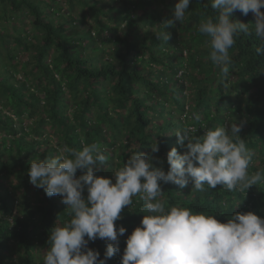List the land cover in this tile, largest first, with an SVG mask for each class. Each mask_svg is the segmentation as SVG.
Masks as SVG:
<instances>
[{"label":"trees","instance_id":"1","mask_svg":"<svg viewBox=\"0 0 264 264\" xmlns=\"http://www.w3.org/2000/svg\"><path fill=\"white\" fill-rule=\"evenodd\" d=\"M178 2L0 0V128L8 134L0 141V264H43L51 230L69 218L62 198H49L28 175L32 160L54 157L65 146L100 145L108 163L95 174L113 180L114 170L136 152L167 172V153L187 150L177 143V130L183 134L192 126L191 135L202 137L206 128L243 122L239 135L254 153L249 171L264 170V54L256 53L264 44L254 32L237 38L229 50L226 88L209 60L208 37L197 30L202 18L218 10L212 0H191L185 20L166 26ZM231 19L255 23L251 12L237 10ZM163 32L167 41L158 37ZM49 124L56 139L46 134ZM153 143L159 144L156 153ZM84 171L78 169L77 177ZM161 187L168 205L216 215L220 222L237 212L264 219V184L243 193L223 185L194 191L191 181L183 189ZM133 200L115 222L127 231L107 264H121L127 237L147 214ZM106 246L101 239L88 244L100 259Z\"/></svg>","mask_w":264,"mask_h":264},{"label":"clouds","instance_id":"2","mask_svg":"<svg viewBox=\"0 0 264 264\" xmlns=\"http://www.w3.org/2000/svg\"><path fill=\"white\" fill-rule=\"evenodd\" d=\"M190 3L179 0L166 26L183 22ZM211 6L217 14L202 18L197 30L208 37L209 60L219 68L227 88L229 50L237 38L254 32L264 44V0H212ZM237 10L244 16L251 12L255 23L233 22ZM158 37L169 38L165 32ZM256 53L264 54V47H257ZM242 127L243 122H237L229 129L206 128L202 137L191 135L192 126L185 127L183 134L177 130V143L187 150L181 154L173 147L167 153V172L155 167L150 155L136 152L114 170V183L95 174L108 163L97 143L85 144L81 150L65 146L54 157L32 160L30 182L49 198L60 196L69 217L51 230L43 264H107L120 252L119 237L127 231L123 226L117 230L115 222L126 206L133 205V198L142 204L140 212L147 214L127 237L121 264H264V219L255 213L237 212L220 222L216 215L193 212L179 203L168 205L162 198L161 183L183 189L191 181L194 191L223 185L241 193L264 184V170L249 171L254 153L239 135ZM151 151L158 152L159 144L153 143ZM78 169L86 171L77 177ZM96 239L106 242L103 259L98 250L88 247Z\"/></svg>","mask_w":264,"mask_h":264},{"label":"rangeland","instance_id":"3","mask_svg":"<svg viewBox=\"0 0 264 264\" xmlns=\"http://www.w3.org/2000/svg\"><path fill=\"white\" fill-rule=\"evenodd\" d=\"M67 3H63V5H62V8L64 7V9H67V11L66 12H68L69 10H71L70 8H69V5L67 4ZM78 14L80 13V10L78 9ZM75 15L77 14L76 12H73ZM77 16V15H76ZM90 20H92V19H90ZM28 22V20L26 21V23ZM88 22V21H87ZM29 24V23H28ZM9 31L10 32H13L12 31V29L10 28L9 29ZM11 46L14 48L15 47V45H14V43L12 42L11 43ZM25 59H27V56L25 55V54H22L21 56H20V58H19V60L21 61V62H23ZM16 62V61H15ZM22 65V68H20V66ZM20 66H19V69H20V71H21V73H18L17 74V77L18 78H20V77H22V74H23V71L25 70V67H24V64L22 63ZM4 100H5V98H2L1 99V96H0V108H1V106L3 105V102H4ZM5 111H7V112H9V113H11L7 108H5ZM26 121H28V120H26ZM27 123H29V122H27ZM46 134L47 135H50L52 138H54V139H56V137H53V135L55 134L54 132H53V129H52V127L50 126V124L49 125H47L46 126ZM6 135H8L7 133H6V131H4V129L3 128H0V141L2 140V138H5L6 137ZM105 177V176H104ZM112 177H113V180H114V174L112 175ZM13 178H10V180H8V183L9 184H12L13 182L15 183V180L13 181L12 180ZM113 183H114V181H113ZM2 252L5 254V253H7L8 251H6V250H2ZM122 253H121V255H123V252H124V250L123 251H121ZM13 254H15V252L13 253Z\"/></svg>","mask_w":264,"mask_h":264}]
</instances>
